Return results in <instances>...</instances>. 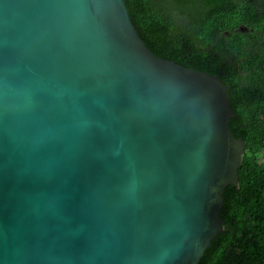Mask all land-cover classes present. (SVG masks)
<instances>
[{"label":"water","instance_id":"1","mask_svg":"<svg viewBox=\"0 0 264 264\" xmlns=\"http://www.w3.org/2000/svg\"><path fill=\"white\" fill-rule=\"evenodd\" d=\"M234 115L125 0H0V264H198L239 183Z\"/></svg>","mask_w":264,"mask_h":264},{"label":"trees","instance_id":"2","mask_svg":"<svg viewBox=\"0 0 264 264\" xmlns=\"http://www.w3.org/2000/svg\"><path fill=\"white\" fill-rule=\"evenodd\" d=\"M125 2L155 54L222 79L230 129L246 142L239 183L224 191V231L198 264H264V0Z\"/></svg>","mask_w":264,"mask_h":264}]
</instances>
